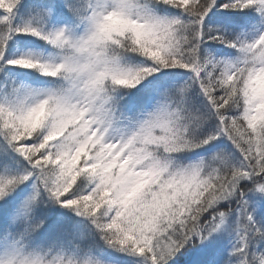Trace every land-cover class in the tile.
I'll return each instance as SVG.
<instances>
[{"label": "snow or ice", "instance_id": "snow-or-ice-1", "mask_svg": "<svg viewBox=\"0 0 264 264\" xmlns=\"http://www.w3.org/2000/svg\"><path fill=\"white\" fill-rule=\"evenodd\" d=\"M0 264H264V0H0Z\"/></svg>", "mask_w": 264, "mask_h": 264}]
</instances>
